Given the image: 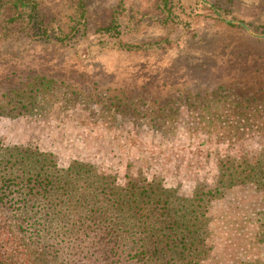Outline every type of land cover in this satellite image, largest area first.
<instances>
[{
  "label": "rangeland",
  "instance_id": "obj_1",
  "mask_svg": "<svg viewBox=\"0 0 264 264\" xmlns=\"http://www.w3.org/2000/svg\"><path fill=\"white\" fill-rule=\"evenodd\" d=\"M0 141L185 197L221 165L264 162V0H0ZM25 202L0 204V264L40 249L102 264L69 237L39 243L45 205ZM263 210L249 185L213 202L201 264H264Z\"/></svg>",
  "mask_w": 264,
  "mask_h": 264
},
{
  "label": "trees",
  "instance_id": "obj_2",
  "mask_svg": "<svg viewBox=\"0 0 264 264\" xmlns=\"http://www.w3.org/2000/svg\"><path fill=\"white\" fill-rule=\"evenodd\" d=\"M34 10L35 6L31 21ZM93 170L77 162L61 169L51 154L4 147L0 141V204L6 205L8 198H24L21 216L34 211L38 203L45 205L43 212L38 211L42 215L36 216L35 211L33 218L39 227L38 242L43 235L69 237L75 241L78 259L83 256L102 264H201L211 251V204L226 191L247 185L264 199V162L260 160L219 166L213 184L197 185L190 197L166 189L156 178L127 174L125 184L119 186L114 178ZM260 215L257 228L264 240V210ZM53 223L56 228L52 229ZM49 259L58 262L63 258L40 249L33 253L31 264H47Z\"/></svg>",
  "mask_w": 264,
  "mask_h": 264
}]
</instances>
